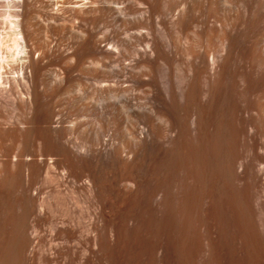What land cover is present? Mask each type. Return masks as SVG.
I'll use <instances>...</instances> for the list:
<instances>
[{
    "label": "bare ground",
    "instance_id": "6f19581e",
    "mask_svg": "<svg viewBox=\"0 0 264 264\" xmlns=\"http://www.w3.org/2000/svg\"><path fill=\"white\" fill-rule=\"evenodd\" d=\"M5 6L0 264L264 250V0Z\"/></svg>",
    "mask_w": 264,
    "mask_h": 264
},
{
    "label": "rangeland",
    "instance_id": "374dc122",
    "mask_svg": "<svg viewBox=\"0 0 264 264\" xmlns=\"http://www.w3.org/2000/svg\"><path fill=\"white\" fill-rule=\"evenodd\" d=\"M8 0H0V13H6L7 11H8V8H6V6H5V3L7 2ZM214 237H215V235H213ZM235 237H236V235H234ZM235 237H233L234 239H235V241H234V239H232V238H230L231 240H228L227 239V241L223 244V252L222 253H217V254H209L208 255V253L207 254H205L206 252H204V250L203 249H201V248H199L198 246H197V248H196V250H194L195 248H190L191 246L189 245V242L187 243V245H189V246H187V248L189 247L190 248V250L192 251H190L189 249H185V253H182V256L180 257V258H178V260H179V264H248L249 262H250V260H251V262L249 263V264H264V256H262V258L263 259H260L259 257H261V256H259V255H264V250H263V248L262 247H260V243H256V242H258V241H256L255 240V242H254V244H256L255 246H253L254 248H259V249H257V250H255L254 248H253V250H249L248 249V247L246 246V244H247V242H242V241H240L237 237L235 238ZM232 240H233V242H232ZM242 243H240V242ZM229 242H230V244H229ZM237 242V243H236ZM232 243V244H231ZM237 244V245H236ZM241 244V245H240ZM244 244H245V246H244ZM225 245H226V247H225ZM244 247H243V246ZM249 245V244H248ZM259 246V247H256V246ZM231 247V248H230ZM200 249V250H197V249ZM234 248V249H233ZM242 248V249H241ZM230 249H231V251H230ZM186 250H188V251H186ZM194 250V251H193ZM228 250V251H227ZM241 250V251H240ZM243 250V251H242ZM247 250V251H246ZM249 250V251H248ZM261 250H262V253H261ZM196 251V252H195ZM199 251V252H198ZM239 251V252H238ZM189 252V253H188ZM244 252H245V254H246V252H247V256L244 254ZM251 252H253V253H251ZM256 252V253H255ZM260 254H259V253ZM194 253H196L195 255H194ZM203 253V254H202ZM231 253H233V255L231 254ZM255 253V254H254ZM259 255H258V254ZM188 254V255H187ZM225 254V255H224ZM238 254V255H237ZM251 254H252V256H251ZM254 254V255H253ZM184 255H185V257H184ZM206 255V256H205ZM217 255V256H216ZM228 255V256H227ZM256 255V256H255ZM178 256H180V255H177V257ZM189 256V257H188ZM193 256H194V258H193ZM202 256V257H201ZM204 256V257H203ZM216 256V257H215ZM224 256H226V257H224ZM244 256V257H243ZM251 256V257H250ZM200 257V258H199ZM146 258V259H145ZM183 258V259H182ZM192 258V259H191ZM235 258V259H234ZM243 258V259H242ZM251 258V259H250ZM259 258V259H258ZM145 259V260H144ZM144 259H143V263H141V264H147V263H149L148 261H150V259L147 261V257H144ZM174 259V258H173ZM183 261H181V260ZM196 259V260H195ZM209 259H210V261H209ZM219 259V260H218ZM230 259V260H229ZM248 259H250V260H248ZM256 259V260H255ZM176 260H177V258H176ZM177 260V261H178ZM184 260H186V262H184ZM189 260H190V262H189ZM194 260V261H193ZM198 260V261H197ZM227 260V261H226ZM242 261V262H241ZM254 261H255V263H254ZM146 262V263H145ZM210 262V263H209ZM219 262V263H218ZM221 262V263H220ZM222 262H225V263H222ZM232 262V263H231ZM253 262V263H252Z\"/></svg>",
    "mask_w": 264,
    "mask_h": 264
}]
</instances>
